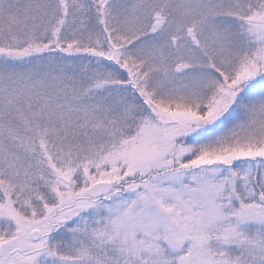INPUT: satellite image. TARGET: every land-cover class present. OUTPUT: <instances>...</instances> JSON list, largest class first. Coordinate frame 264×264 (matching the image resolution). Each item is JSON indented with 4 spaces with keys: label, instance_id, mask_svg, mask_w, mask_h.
Instances as JSON below:
<instances>
[{
    "label": "snow or ice",
    "instance_id": "6c2138e0",
    "mask_svg": "<svg viewBox=\"0 0 264 264\" xmlns=\"http://www.w3.org/2000/svg\"><path fill=\"white\" fill-rule=\"evenodd\" d=\"M0 264H264V0H0Z\"/></svg>",
    "mask_w": 264,
    "mask_h": 264
}]
</instances>
